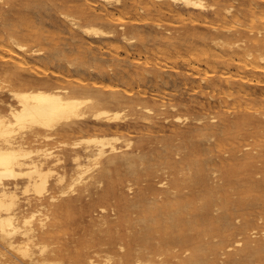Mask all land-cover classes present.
I'll return each instance as SVG.
<instances>
[{
  "label": "rangeland",
  "instance_id": "obj_1",
  "mask_svg": "<svg viewBox=\"0 0 264 264\" xmlns=\"http://www.w3.org/2000/svg\"><path fill=\"white\" fill-rule=\"evenodd\" d=\"M16 1H0V5L9 3L15 6L9 15L12 21L5 28L14 32L18 42L39 51V53H32L31 56V65H34L30 74L33 77L41 78L42 82H54L68 88L70 83L84 82L92 86L93 82L98 81L99 84L104 85V88L108 87L106 93L117 92L124 97L120 104L106 102L100 106L110 110L111 113L123 112L124 116L122 114L121 119L117 121L120 126L109 127L103 122L90 119L71 131L56 135L50 141L41 142L33 137L27 138L28 147L39 146L64 154L63 162L56 166V170L67 174L65 182L62 185H55L56 174L50 177L52 191L58 195L55 201L58 211L51 214V222H49L54 224L55 229L59 228V233H57L58 237L52 234L48 241L51 248L59 252L62 264H86V257L89 254L96 255V259L102 261L105 253L96 254L102 242L107 243L104 245V249L107 250H114L122 244L126 245L128 252H133L138 247L134 243L150 222L151 216L143 207L127 208V204L137 199L146 187L153 190L152 197L163 192L164 188L160 183L163 179L171 181L174 176L188 177L191 170L182 165L183 163H176L177 159L188 153H193L195 159H198L200 161L198 163L205 169L206 183L212 185V182L216 180L219 184H226L227 196L221 195L219 190L202 196L200 198L202 202L218 199L217 204L222 208L206 218L203 216L206 210H198L200 214L197 218L183 227L184 234L200 231L202 236L211 237L214 234L210 232L211 229L222 227L223 223L221 219H218V215L223 214L228 215L233 226L227 225L231 228L228 231L222 227L219 232L221 236L227 235L231 230L237 231L244 220L258 222V213L264 211V168H262L263 171L259 170V166L264 163V129L257 126L258 118L264 120V74H258L259 80H262L261 83L256 81L247 83L240 93L238 85L229 88L228 83L223 80V74L231 70L229 74L235 76L240 68L235 59L226 62L222 57L220 60L215 56V54L221 55V52L219 47H215L212 39L219 34L227 39L240 35L247 37L251 34V28L255 29L256 26L262 25L264 20V4L261 0H205L209 8L205 13L197 9H186L180 4H173L174 11L171 12L166 8L160 10V7L156 6L157 2L153 0H97L92 11L101 17H91L87 20L83 19L72 6L79 4L82 0H76L70 4L49 3L44 6L41 17L26 23L30 27L25 24L27 20L21 19L19 14L34 13L36 8H33L30 0H23L17 6L18 1ZM251 1L259 2L261 5L254 12L249 9ZM211 5L214 9L210 7ZM227 5L233 6L236 12L239 11L237 15L226 16L224 9ZM1 8L0 6V10ZM178 13L179 16H177ZM63 14H71L84 26H96L105 30H111L112 26L114 34L99 40L92 35L74 31ZM2 21L3 18L0 16V22ZM121 26L126 27L121 29ZM24 32L45 36L37 41V39L23 36ZM1 36L0 33V44L3 42ZM226 54L228 56L229 53ZM50 55H55V58L48 59L47 56ZM93 55H98L97 60H92ZM69 60L75 65L69 66ZM157 67L160 68V77L155 79L154 73ZM51 71L65 77L62 76L56 80L53 76L54 72L51 73ZM46 72H48L47 75ZM209 73L211 74L208 75ZM142 75H148V77L144 78ZM75 77H78V80ZM206 78L208 80H205ZM233 80L237 81L235 77ZM9 83L8 79L1 78L0 86H5L1 90L4 91L6 87H9ZM107 83H111V87L114 85L115 88L107 86ZM244 90L248 93V98L241 97L245 95ZM145 106L153 109L149 118L143 117ZM243 107L250 109L247 110L248 115H242ZM2 110L6 111V109ZM174 113L189 118L203 114L208 118L216 116L219 124L224 125L230 120L231 126H222L218 129L211 126L212 128L205 129L204 125H199L195 121L179 125L165 120ZM205 122L209 120L205 119ZM176 132L182 134L180 139L176 140ZM215 132L220 134L224 141L221 151L202 137ZM95 135L120 137L121 139L115 143L124 146V151L130 152L135 172L122 166L112 170L111 175L105 174L101 170L110 164L102 159L97 167L87 173L88 176L95 174L98 179H101L100 184L92 185L87 191L83 190L82 185L69 188L72 174L77 171L71 157L72 144ZM61 142H65L66 145L63 146ZM194 142L197 147L193 144ZM85 143L79 144L78 148H85L88 145ZM126 143H129V146H125ZM233 154L236 155L235 159L230 156ZM227 177H230L229 180L224 179ZM24 184L25 180H21L18 190L21 197L20 207L26 213H30L38 208L39 202L34 194L29 196L31 197L29 203L25 200L26 195L21 193ZM255 184L260 187H255ZM108 190H111L110 194L104 195ZM62 191H66L65 195ZM187 192H189L188 189H182L177 194L183 196ZM152 197L143 203L146 208L154 206ZM178 212H185V207H180ZM38 217L34 223L38 222ZM181 233L182 231H176L173 235ZM250 233L253 239L263 240L264 226H255ZM164 237L166 236L156 233L148 242L154 246ZM39 240L36 239L35 242ZM16 241L23 242L25 237L18 235ZM211 244L215 245V242L208 245ZM34 248L38 250L37 246ZM179 250L180 247H177L176 251ZM227 250L237 251L236 248ZM156 251L162 252L167 257L176 254L175 251L168 249H156ZM3 252H6V249L0 244V258H3L1 255ZM110 253L115 256L116 252L110 251ZM191 255L199 257L201 253L194 250ZM247 264H264V259L259 261L255 258Z\"/></svg>",
  "mask_w": 264,
  "mask_h": 264
},
{
  "label": "bare ground",
  "instance_id": "obj_2",
  "mask_svg": "<svg viewBox=\"0 0 264 264\" xmlns=\"http://www.w3.org/2000/svg\"><path fill=\"white\" fill-rule=\"evenodd\" d=\"M17 1L16 6L17 4H21L20 2L23 0ZM57 1L58 0H30L33 4V8H36V11L29 14L20 13L19 16L21 19L27 20L25 21L26 24L29 20L41 17L43 15V9H45L44 6L49 3L55 5L58 3L70 4L74 3L76 0H65L64 2L63 0L61 2ZM153 1L157 2L156 6L158 5L160 10L166 8L170 12L174 11L173 4H180L186 9H197L202 13H205V11H208L209 9L205 0ZM261 1L264 4V0ZM96 2L97 0H95V2L94 0H82L79 4H74L72 6L76 8L83 19L87 20L91 17L100 18L101 15L92 11V8L96 6ZM0 6L2 7L0 10V16L3 18L2 23L0 22V33L2 34L1 39L3 40L2 44H0V79H8L10 82L9 85L7 84L9 87H6L4 91L1 89L5 88V86H0V244L6 249V252L1 254L3 258H0V264H62V260L59 258V252L51 248L48 241L53 235L59 233V228L55 229L54 224H50L51 214L58 211V205L55 204L58 195L52 191L50 177L56 174L55 185H62L65 182L67 174L56 170V166L63 162L64 154L39 146L36 148L28 147L27 138L33 137L35 140L41 142L50 141L54 139L56 135L71 131L79 124H83L90 119L103 122L109 127L120 126V123L117 121L121 119L123 112L114 111L111 113L110 110L101 108L100 106L106 102L120 104L124 97L117 92L110 94L106 93L108 87L104 88V85L102 83L99 84L98 81L97 83L93 82L94 84L90 86L81 81L80 78L79 81L84 84L70 83V88H68L63 85H57L54 82H42L41 78L33 77L31 75V69L33 70L32 65L34 64L31 65V56L33 55L32 53H39V51L18 42L14 32L12 33L11 29L9 30L5 28L12 21V17L9 15H11L10 12L15 9V6L9 3H4ZM258 6H261L259 2H249V9L253 12L256 11ZM210 7L214 9L213 5ZM224 12L226 16H235L239 11L236 12L233 6L227 5ZM63 15L74 31H80L81 33L92 35L99 40L103 37H110L114 34L111 25V30H105L96 26H84L71 14ZM177 16H179V13ZM118 18L120 19V17ZM207 23L209 24V22ZM124 27L121 26V29ZM251 32L252 33L247 37L240 35L233 39H227L219 34L212 39L215 47H219L221 52V55L215 54L217 58L220 60L223 58L226 62L235 59L234 61L237 62V66L240 70L236 75L229 74L231 70H228L222 77L223 80L228 83L229 88L238 85L239 93L243 91L244 85L247 83H254L255 81L261 83L262 80H259L258 74H264V20L262 21V25L256 26L255 29L251 28ZM22 34L23 36L37 39V41L45 36L44 34L33 35L27 32ZM42 48H44V46ZM93 48H95V46ZM226 53H229L228 56ZM97 56L93 55L92 60H97ZM47 57L52 60L55 58V55ZM149 61L151 62V60ZM230 64L232 65V63ZM68 65L72 66L75 65V63L69 60ZM40 69H42V67H40ZM44 70H46V68ZM159 71L160 68L157 67L156 72L154 73L155 79L160 77ZM52 72L54 71H51V73ZM36 73L38 74V71ZM47 73L48 72H46V75ZM53 74L56 80H59V77H65V75L58 72H54ZM210 74L211 73L208 75ZM142 77L147 78L148 75H142ZM234 77L237 81L233 80ZM77 78L78 77H75L76 80H78ZM205 80H208V78ZM110 84L107 83V86L111 87ZM113 88H115V86ZM219 91L221 92V90ZM244 94L245 95L241 97L248 98L249 95L246 91ZM240 105L242 106L241 103ZM172 107L175 108V106ZM2 109H6V111H3ZM143 109H145L143 111V117H151L153 109L146 106L143 107ZM247 110L250 109L243 107L242 115H248ZM205 119H208L209 122L206 123ZM165 120L172 121L179 125L195 121L199 125H204L205 129L212 128L211 126L215 129L227 125L231 126L230 120L222 125L219 124L216 116L208 118V116H205L204 114L198 117L193 116V118H189L188 116L174 113L172 116L166 117ZM257 120V126L264 129V120H260V118ZM176 136L177 140L182 137V134L176 132ZM202 137L203 139H206L207 142H211L219 151L223 149L224 141L220 134L215 132L209 136L202 135ZM120 139L121 138L118 136L95 135L73 143L71 157L77 171L72 174V181L70 182L69 188L75 185H82L83 190L87 191L92 185L100 184L101 179H98L95 174H89L88 176L87 173L92 168L97 167L102 159H105L108 164H110V166H105L101 170L105 174L109 173L111 175L110 172L112 170H117L122 166L128 167L130 171L135 172L134 165L132 164L133 162H131L132 155L129 154L130 152L124 151V146L116 145L115 143ZM82 142H86L88 145L83 149H79L78 145ZM61 143L63 146L66 145L65 142ZM193 144L197 147L195 142ZM125 146H129V143H126ZM230 156L233 159L236 157L235 154ZM223 159L225 158L223 157ZM198 162L200 161L195 159L193 153L183 155L176 160V163H183L182 165L191 170L188 177L174 176V179H171V181L163 179L160 181L161 186L164 188L163 192L155 194L152 197L153 190L151 191L150 187H146L138 195L137 199L130 201L127 204V208L138 206L143 207L151 216L150 222L146 225L144 230L141 231V235L134 243V245H137L138 247L133 252H128L125 247L126 245L124 246L122 244L114 250H107L104 249V245L107 243L102 242L100 243V247L96 254L104 252L105 255L103 256V260L99 261L96 259V255L89 254L86 257V264H247L250 260L255 258L259 261L264 259V239H253L251 236L252 233H250L255 229V226H264V211H261L260 214L258 213V222L253 223L250 220H244L242 226L237 231L231 230L225 236L219 234L222 227L228 231L231 229L228 226H233L232 221L228 218L227 214L218 215V219L222 220L223 225H221L222 227L220 228L211 229L210 232H214L211 237L206 238L202 236L200 231L188 235L183 233V227H185V224L192 222L193 219L197 218L200 214L198 213V210H206L203 214L204 218H206L222 208L217 204L218 199H214V201L211 200L210 202H202V199H200L202 196H206L215 190H219L221 195L227 196L225 183L219 184L218 181L215 180L212 182L213 184L210 185L205 182L207 177L206 171ZM259 168L260 171H263L262 168H264V163L262 166H259ZM229 178L230 177L224 179L229 180ZM21 180H25V184L23 188H21V193L26 195L25 200L29 203L31 201V197L29 196L34 194L37 196L39 202L38 208L32 210L30 213H26L20 207L21 197L18 190L20 189ZM254 186L257 188L260 187L258 184H255ZM182 189H188L189 192L185 193L183 196L177 194ZM110 192L111 190L105 191L104 195H109ZM65 193L66 191H62L63 195H65ZM151 197L154 206L146 208L143 203L148 199H151ZM197 203H199V205H197ZM180 207H185V212H178ZM37 217L38 222L34 223V220ZM176 231H182V233L180 235H173ZM156 233L162 234L166 237L153 246L149 244L148 241L153 238ZM18 235L25 237V241L18 243L16 241ZM36 239L40 240L35 242ZM214 242L215 245H208ZM219 244H222L221 247H217ZM34 246H37V251ZM177 247H180L178 252L176 251ZM228 248H236L237 251L231 252L227 250ZM156 249H168L175 251L176 254L172 257H167L162 252H157ZM193 249L200 252L201 255L199 257L192 256L191 253L194 251ZM110 251H115V256H113Z\"/></svg>",
  "mask_w": 264,
  "mask_h": 264
}]
</instances>
